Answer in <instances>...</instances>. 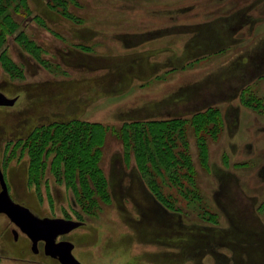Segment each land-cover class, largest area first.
Wrapping results in <instances>:
<instances>
[{"label":"rangeland","instance_id":"rangeland-1","mask_svg":"<svg viewBox=\"0 0 264 264\" xmlns=\"http://www.w3.org/2000/svg\"><path fill=\"white\" fill-rule=\"evenodd\" d=\"M0 90L10 195L83 264H264V0H0ZM12 227L0 264H61Z\"/></svg>","mask_w":264,"mask_h":264},{"label":"water","instance_id":"water-1","mask_svg":"<svg viewBox=\"0 0 264 264\" xmlns=\"http://www.w3.org/2000/svg\"><path fill=\"white\" fill-rule=\"evenodd\" d=\"M17 97H8L0 91V105L11 106ZM0 213H4L31 241V250L38 252V243L43 242L44 254L57 259L61 264H83L73 254L74 244L59 239L83 224L82 221L63 217L38 216L28 207L11 199L0 168ZM110 264V263H100Z\"/></svg>","mask_w":264,"mask_h":264},{"label":"trees","instance_id":"trees-1","mask_svg":"<svg viewBox=\"0 0 264 264\" xmlns=\"http://www.w3.org/2000/svg\"><path fill=\"white\" fill-rule=\"evenodd\" d=\"M3 92V91H2ZM5 93V92H4ZM139 132H141L142 133V135H141V133H140V135H141V138H142V140H143V143L144 144H140V148H141V146H144L145 145V139H147V138H145L146 137V135H145V131L144 130H140ZM139 135V136H140ZM168 138H167V141H165V148H162V153L161 154H163V156H167L168 155V153L170 152V151H172V153H173V155H172V158H175L176 157V155L174 154V152H173V150H172V146H171V144H168ZM145 146H147V145H145ZM148 148V149H147ZM147 148L145 147V149L148 151L149 150V147L147 146ZM142 149V148H141ZM150 151V154H149V157H151V158H154V160H158L159 162H160V159H158V157H157V154L155 153L156 151H154L153 152V150H149ZM88 156V155H87ZM166 162V161H165ZM158 164V163H157ZM166 164L168 165V163L166 162ZM169 166V165H168ZM170 168H173V173H172V175L174 174V175H176V174H178V172L176 171V170H178V168H176V167H170ZM83 172V171H82ZM174 178H177V177H174ZM178 179V180H177ZM177 179H175L176 181H178L179 182V178H177ZM178 182H176V183H178Z\"/></svg>","mask_w":264,"mask_h":264},{"label":"flooded vegetation","instance_id":"flooded-vegetation-1","mask_svg":"<svg viewBox=\"0 0 264 264\" xmlns=\"http://www.w3.org/2000/svg\"><path fill=\"white\" fill-rule=\"evenodd\" d=\"M1 91V90H0ZM4 93V92H3ZM5 94V93H4ZM16 100H17V98H16ZM16 102V101H15ZM14 102V103H15ZM0 168H1V165H0ZM1 171H2V169H1ZM2 174H3V171H2ZM3 178H4V181H5V183H6V186H7V190H8V193H9V195H10V192H9V189H8V185H7V182H6V180H5V177H4V174H3ZM0 190H1V185H0ZM10 197H11V199L13 200V201H15V202H17L16 200H14L13 198H12V196L10 195ZM19 203V202H18ZM20 204H22V203H20ZM22 205H24V204H22ZM24 206H26V205H24ZM26 207H28V206H26ZM29 208V207H28ZM30 209V208H29ZM31 210V209H30ZM33 213H35L33 210H31ZM36 214V213H35ZM0 216H3V217H6L7 219H8V221L10 222V223H12L13 224V226L14 227H12V228H10V234H11V237H12V240L13 241H17L18 239H19V237H20V235L21 234H24L23 232H21L20 231V229L18 228V226H16L9 218H8V216L6 215V214H4V213H0ZM2 229H0V231H1ZM3 232V231H2ZM68 234V233H67ZM25 235V234H24ZM26 236V235H25ZM30 240V239H29ZM41 243H42V245H43V242L41 241ZM33 252V251H32ZM38 252H39V248H38ZM38 252H36V253H38ZM34 253V252H33Z\"/></svg>","mask_w":264,"mask_h":264},{"label":"bare ground","instance_id":"bare-ground-1","mask_svg":"<svg viewBox=\"0 0 264 264\" xmlns=\"http://www.w3.org/2000/svg\"><path fill=\"white\" fill-rule=\"evenodd\" d=\"M17 104V101L13 104V105H11V106H14V105H16ZM11 106H6V105H0V107H11ZM76 231H79V230H76ZM76 231H74V232H76ZM81 231V230H80Z\"/></svg>","mask_w":264,"mask_h":264}]
</instances>
